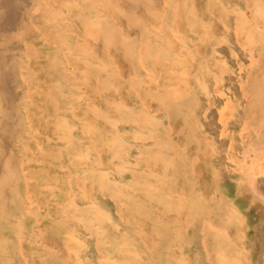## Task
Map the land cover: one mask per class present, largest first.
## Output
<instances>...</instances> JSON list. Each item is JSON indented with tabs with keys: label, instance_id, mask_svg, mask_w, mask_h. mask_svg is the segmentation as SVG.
<instances>
[{
	"label": "rangeland",
	"instance_id": "1",
	"mask_svg": "<svg viewBox=\"0 0 264 264\" xmlns=\"http://www.w3.org/2000/svg\"><path fill=\"white\" fill-rule=\"evenodd\" d=\"M263 24L264 0H0V264H264Z\"/></svg>",
	"mask_w": 264,
	"mask_h": 264
},
{
	"label": "bare ground",
	"instance_id": "2",
	"mask_svg": "<svg viewBox=\"0 0 264 264\" xmlns=\"http://www.w3.org/2000/svg\"><path fill=\"white\" fill-rule=\"evenodd\" d=\"M244 1V0H243ZM105 2V1H104ZM103 2V3H104ZM204 2V1H203ZM249 2V1H248ZM172 3V2H171ZM174 3H176V2H174ZM196 3H198V2H196ZM218 2H216V4H217ZM187 4V3H186ZM241 4V3H240ZM247 4V3H246ZM257 4V3H256ZM255 4V5H256ZM126 5V4H125ZM195 5H197V4H195ZM199 5V4H198ZM244 5V4H243ZM64 6V8H65V10H66V12L68 13L69 12V8L67 7V4L65 3L64 5H62V7ZM169 6H170V4H169ZM253 6V5H252ZM99 7V6H98ZM174 7V6H173ZM181 7H182V4H181ZM248 7V6H247ZM246 7V8H247ZM255 7V6H254ZM107 8V7H106ZM106 8H104V9H106ZM249 8V7H248ZM175 10V9H174ZM203 10V9H202ZM253 10V9H252ZM106 11H108L107 9H106ZM156 11V10H155ZM173 11V10H172ZM250 11H251V9H250ZM168 12V11H167ZM185 12V11H184ZM248 12H249V10H248ZM254 12V11H253ZM170 13V12H169ZM176 13V12H175ZM186 13V12H185ZM213 13V12H212ZM211 13V14H212ZM108 14V13H107ZM160 14V13H159ZM192 14V13H191ZM249 14V13H248ZM209 15V14H208ZM246 15V14H245ZM171 16V15H170ZM174 16V15H173ZM207 16V15H206ZM177 18H179L178 16H176ZM211 17V16H210ZM165 18V17H164ZM247 18V17H246ZM64 19H65V22L66 23H68L69 22V20H70V18L68 17V15L67 14H65L64 15ZM183 19V18H182ZM211 19V18H210ZM92 20V19H91ZM115 20V19H114ZM178 20V19H177ZM233 20V19H232ZM254 20V19H253ZM258 20V19H257ZM118 21V20H117ZM121 21V20H120ZM176 21V20H175ZM174 21V22H175ZM179 21V20H178ZM249 21V20H248ZM91 22V21H90ZM160 22V21H159ZM188 22H190V20H189V18H188ZM210 22V21H209ZM250 22V21H249ZM248 23V22H247ZM258 23V22H257ZM260 23V22H259ZM68 24H70V23H68ZM152 24V23H151ZM174 24H177V23H174ZM249 24V23H248ZM251 24V23H250ZM262 24V23H261ZM155 25V24H154ZM173 25V24H172ZM192 25V24H191ZM214 25V24H213ZM233 25H235V24H233ZM232 25V26H233ZM256 25V24H255ZM264 25V24H263ZM80 27V26H79ZM191 27V26H190ZM249 27H250V25H249ZM173 28V27H172ZM187 28V27H186ZM185 28V29H186ZM58 29V28H57ZM83 29L84 30H89V24L88 23H84L83 22ZM129 29V28H128ZM152 29V28H151ZM217 29V28H216ZM76 30H78V29H76ZM95 30H96V28H95ZM179 30V29H178ZM68 31V30H67ZM72 30H69V32H71ZM191 31H193L192 29H191ZM64 32H66V31H64ZM74 32H76V31H74ZM129 32V31H128ZM155 32H157V31H155ZM161 32V31H160ZM179 32V31H178ZM177 32V33H178ZM224 32V31H223ZM233 32V31H232ZM86 33H87V31H86ZM95 33V32H94ZM172 33V32H171ZM196 33V32H195ZM222 33V32H221ZM239 33V32H238ZM250 33V32H249ZM75 34V33H74ZM80 34V33H79ZM192 34V33H191ZM76 35V34H75ZM81 35H83L84 37H85V35L84 34H81ZM87 36H90V33H89V35L88 34H86ZM171 35V34H170ZM173 35V34H172ZM194 35H196V34H194ZM198 35V34H197ZM251 35V34H250ZM174 36V35H173ZM172 36V37H173ZM79 37V36H78ZM77 37V38H78ZM160 37V36H159ZM178 37V36H177ZM88 38V37H87ZM198 38V37H197ZM90 39V38H89ZM189 39V38H188ZM82 40V39H81ZM85 40V39H84ZM164 40V39H163ZM240 40V39H239ZM83 41V40H82ZM88 41V40H87ZM153 41V40H152ZM183 41V40H182ZM244 41V40H243ZM211 42V41H210ZM236 42V41H235ZM239 42H241V41H239ZM83 43V45H84V42H82ZM154 43H156V42H154ZM187 43V42H186ZM246 43V42H245ZM189 44V43H188ZM196 44V43H195ZM236 44H238V43H236ZM241 44V43H240ZM140 45V44H139ZM177 45V44H176ZM202 45V44H201ZM211 45H213V44H211ZM239 45V44H238ZM195 46H197V45H195ZM204 46V45H203ZM247 46H248V44H247ZM246 46V47H247ZM176 47V46H175ZM241 47V46H240ZM65 48V47H64ZM194 48V47H193ZM203 48V47H202ZM137 49V48H136ZM166 49V48H165ZM182 49V48H181ZM196 49V48H195ZM160 50V49H159ZM176 50V49H175ZM178 50H180V46H179V49ZM203 50V49H202ZM168 51V50H167ZM177 51V50H176ZM250 51H251V49H250ZM88 52V51H87ZM86 52V53H87ZM141 52V51H140ZM154 52V51H153ZM158 52V51H157ZM197 52V51H196ZM203 52V51H202ZM142 53V52H141ZM187 53V52H186ZM189 53V52H188ZM94 54V53H93ZM181 54H182V52H181ZM199 54V53H198ZM247 54H248V52H247ZM91 55V54H90ZM115 55V54H114ZM139 55V54H138ZM141 55V54H140ZM142 55H144V54H142ZM156 55V54H155ZM160 55V54H159ZM190 55V54H189ZM210 55V54H209ZM216 55V54H215ZM103 56V55H102ZM145 56H146V54H145ZM157 56V55H156ZM165 56H168V54L167 55H165ZM174 56V55H173ZM88 57V56H87ZM96 57V56H95ZM104 57V56H103ZM151 57V56H150ZM175 57H177V56H175ZM251 57V56H250ZM64 58V57H63ZM172 58V57H171ZM182 58V57H181ZM222 58V57H221ZM114 59H116V58H114ZM153 59H154V57H153ZM156 59V58H155ZM164 59V58H163ZM177 59V58H176ZM256 59V58H255ZM110 60H113V59H111L110 58ZM117 60V59H116ZM134 60V59H133ZM165 60V59H164ZM163 60V61H164ZM180 60V59H179ZM258 60V59H257ZM168 61H171L172 63H173V61L170 59V60H168ZM99 62V61H98ZM165 62V61H164ZM253 62V61H252ZM85 64H86V62H84ZM171 63V64H172ZM254 63V62H253ZM84 64V65H85ZM140 64V63H139ZM168 64V63H167ZM176 64V63H175ZM79 65V64H78ZM123 65V64H122ZM145 65H146V63H145ZM145 65L143 66L144 68H146L145 67ZM189 65V64H188ZM66 66H68V64L66 65ZM80 66V65H79ZM171 66V65H170ZM75 67V66H74ZM81 67V66H80ZM149 67V66H148ZM183 67V66H182ZM196 67V66H195ZM140 68H141V66H140ZM177 68V67H176ZM70 69V68H69ZM142 69V68H141ZM147 69V68H146ZM152 69L154 70V68L152 67ZM170 69V68H169ZM159 70V69H158ZM173 70V69H172ZM187 70V69H186ZM149 71V70H148ZM151 71V70H150ZM180 71V70H179ZM194 71V70H193ZM80 72H82V71H80ZM153 72V71H152ZM181 72V71H180ZM173 73H174V71H173ZM179 74V76L181 75L183 78H184V76L182 75V72L181 73H178ZM185 74V73H184ZM166 76V75H165ZM169 76L171 77L172 76V74L170 75L169 74ZM179 76L178 77H176L175 76V78H176V81H178L177 79H179ZM180 76V77H181ZM186 76V75H185ZM76 77V76H75ZM164 77V76H163ZM168 77V76H167ZM170 77H168V78H170ZM155 78V77H154ZM172 78H174V77H172ZM182 78V79H183ZM159 80V79H158ZM180 80V79H179ZM195 80V79H194ZM169 81V80H168ZM174 81V80H173ZM92 82V81H91ZM81 83V82H80ZM171 83V82H170ZM177 83H181V81L180 82H177ZM82 84V83H81ZM169 84V83H168ZM213 84V83H212ZM172 85V84H171ZM214 85V84H213ZM176 86V85H175ZM185 87V86H184ZM219 87H220V85H219ZM168 88V87H167ZM171 88H173V87H171L170 86V88H169V91H170V89ZM188 88V87H187ZM178 90H179V88H177ZM213 89V88H212ZM132 90V89H131ZM175 90V89H174ZM215 90V89H214ZM213 90V91H214ZM173 91V90H172ZM217 91V90H216ZM239 91V90H238ZM85 92V90H83V93ZM140 92V91H139ZM174 93L175 92H177V91H173ZM180 92H181V90H180ZM225 92H227V91H225ZM142 92H140V94H141ZM179 93V92H178ZM198 93V92H197ZM212 93V92H211ZM185 94V93H184ZM143 95V94H142ZM183 95V94H182ZM186 95H187V93H186ZM240 95H241V93H240ZM172 96V95H171ZM199 96V95H198ZM98 97V96H97ZM149 97V96H148ZM243 97V96H242ZM246 97H247V95H246ZM247 99V98H246ZM97 101V100H96ZM208 101V100H207ZM90 102V101H89ZM211 102V101H210ZM88 103V102H87ZM146 103V102H145ZM90 103H88V105H89ZM152 104V103H151ZM150 105V104H149ZM153 105V104H152ZM151 106V105H150ZM154 107H156V106H154ZM157 108V107H156ZM155 108V109H156ZM164 109V108H163ZM162 109V110H163ZM84 110V112H85V109H83ZM157 110V109H156ZM204 110H205V108H204ZM215 111V110H214ZM84 112H82V113H84ZM86 113V112H85ZM164 114H166V113H164ZM82 115V114H81ZM258 116V115H257ZM44 117V116H43ZM73 117V116H72ZM262 117V116H261ZM26 118V117H25ZM25 118H24V120H25ZM251 118V117H250ZM256 118V117H255ZM263 118V117H262ZM25 122V121H24ZM84 122V121H83ZM167 122V121H166ZM250 122V121H249ZM258 122V121H257ZM168 125V124H167ZM241 126H242V124H240ZM240 126V127H241ZM247 126V125H246ZM45 127V126H44ZM242 127H244V126H242ZM169 128V127H168ZM248 128V127H247ZM242 129V128H241ZM244 129V128H243ZM110 132V131H109ZM255 132V131H254ZM81 133V132H80ZM84 133V132H83ZM113 133V132H112ZM171 134V133H170ZM44 135H45V133H44ZM242 135V134H241ZM88 137H89V135H87ZM232 136V135H231ZM263 137V136H262ZM180 138V137H179ZM177 139V138H176ZM175 139V140H176ZM262 139V138H261ZM260 139V140H261ZM263 141H264V139H262ZM34 141V140H33ZM52 141V140H51ZM229 141V140H228ZM231 141V140H230ZM38 144V143H37ZM42 144V143H41ZM55 144V143H54ZM90 145V144H89ZM92 145V144H91ZM250 145H251V143H250ZM252 145H253V143H252ZM256 145V144H255ZM257 146V145H256ZM253 147H255L254 145H253ZM258 147V146H257ZM261 147H259V149H260ZM232 149V148H231ZM256 149V148H255ZM95 150V149H94ZM257 150V149H256ZM96 151V150H95ZM95 151H94V153H95ZM252 152H253V149L251 150ZM243 152V151H242ZM244 152L246 153V150L244 149ZM259 152V151H258ZM97 153V156H96V158L98 157V151L96 152ZM244 154V153H243ZM253 154V153H252ZM257 154V153H256ZM259 154V153H258ZM194 155V154H193ZM264 155V154H263ZM32 156V155H31ZM224 156V155H223ZM253 157H255L254 155H252ZM225 157V156H224ZM230 158V157H229ZM234 158V157H233ZM256 158V157H255ZM98 159V158H97ZM96 159V160H97ZM254 159V158H253ZM252 159V160H253ZM258 159V158H257ZM263 159V158H262ZM190 160V159H189ZM195 160V159H194ZM231 160V159H230ZM234 160H235V158H234ZM251 160V159H250ZM35 161V160H34ZM254 161V160H253ZM260 161V160H259ZM21 162V161H20ZM19 162V163H20ZM23 163H24V161H23ZM58 163V162H57ZM87 163V162H86ZM21 164V163H20ZM29 164V163H28ZM62 164V163H61ZM253 164V163H252ZM258 164V163H257ZM35 165V164H34ZM38 165V164H37ZM262 165H263V163H262ZM19 166H21V165H19ZM27 166V165H26ZM40 166V165H39ZM188 166V165H187ZM190 166H191V164H190ZM234 166V165H233ZM257 166V165H256ZM235 167V166H234ZM20 168V167H19ZM52 168V167H51ZM111 168V167H110ZM187 168V167H186ZM48 169V168H47ZM65 169V168H64ZM63 169V170H64ZM189 169V168H188ZM251 169V168H250ZM202 170V169H201ZM200 170V171H201ZM198 171V170H197ZM45 172V171H44ZM67 172V171H66ZM250 172V171H249ZM262 172V171H261ZM61 173V172H60ZM62 173H64V172H62ZM200 173V172H199ZM69 174V173H68ZM202 174V173H201ZM73 175V174H72ZM75 175V174H74ZM242 175V174H241ZM22 176H24V175H22ZM115 176V175H114ZM196 176H198V174L196 175ZM63 177H65V176H63ZM67 177V176H66ZM237 177V176H236ZM248 178V177H247ZM75 179V178H74ZM206 179V178H205ZM257 180V179H256ZM259 180V179H258ZM26 181V180H25ZM38 181V180H37ZM197 181V180H196ZM249 181V180H248ZM30 182V181H29ZM33 182V181H32ZM203 182V181H202ZM205 182V181H204ZM242 182V181H241ZM34 183V182H33ZM38 183H40V182H38ZM38 183H36V184H38ZM179 183V182H178ZM260 183V182H259ZM35 184V183H34ZM47 184V183H46ZM45 184V185H46ZM205 184H206V182H205ZM27 186V185H26ZM26 186H24V188L26 187ZM34 186V185H33ZM77 186V185H76ZM62 187V186H61ZM75 187V186H74ZM68 188V187H67ZM76 189V188H75ZM261 189V188H260ZM263 189V188H262ZM25 190V189H24ZM43 190V189H42ZM54 190V189H53ZM56 190V189H55ZM77 190H79L78 188H77ZM211 190V189H210ZM42 192V191H41ZM52 192V191H51ZM73 192V191H72ZM79 192V191H78ZM80 192H81V190H80ZM25 193V192H24ZM56 193V192H55ZM209 193V192H208ZM89 194V193H88ZM133 194V193H132ZM185 194V193H184ZM71 195V194H70ZM102 195V194H101ZM29 196V195H28ZM72 196V195H71ZM92 197V196H91ZM94 197V196H93ZM102 197H104V196H102ZM46 198V197H45ZM29 199V198H28ZM34 199V198H33ZM37 199H38V197H37ZM36 198H35V201L37 200ZM41 199V198H40ZM50 199V198H49ZM142 199V198H141ZM39 200V199H38ZM52 200V199H51ZM56 200V199H55ZM23 201V200H22ZM218 201V200H217ZM29 202V201H28ZM45 202V201H44ZM58 202V201H57ZM88 202V201H87ZM94 202V201H93ZM112 202V201H111ZM32 203V202H31ZM35 203V202H34ZM38 203V202H37ZM46 203V202H45ZM45 203L43 204L44 206H45ZM59 203V202H58ZM23 203H21V205H22ZM33 204V203H32ZM38 204H40V203H38ZM37 204V205H38ZM48 204H49V202H48ZM53 204V203H52ZM76 204V203H75ZM114 204V203H113ZM29 205V204H28ZM27 205V206H28ZM22 207V206H21ZM35 208H37V207H35ZM39 208V207H38ZM53 208V207H52ZM70 208V207H69ZM72 208H73V206H72ZM41 209V208H40ZM71 209V208H70ZM154 209H155V206H154ZM24 210V209H23ZM42 210V209H41ZM72 210V209H71ZM26 212H28V211H26ZM25 212V213H26ZM69 212V211H68ZM116 212V211H115ZM44 214V213H43ZM66 214V213H65ZM68 215V214H67ZM156 215V214H155ZM73 216V215H72ZM131 216H133L132 214H131ZM18 217V216H17ZM211 217V216H210ZM34 219V218H33ZM38 219V218H37ZM67 219H71V218H67ZM208 219V218H207ZM72 220V219H71ZM44 221V220H43ZM33 224V223H32ZM35 224V223H34ZM36 225V224H35ZM43 225V224H42ZM138 225V224H137ZM141 225V224H140ZM38 226V225H37ZM139 226V225H138ZM208 227V226H207ZM210 227V226H209ZM208 227V228H209ZM212 227V226H211ZM23 230V229H22ZM31 230H33V229H31ZM35 230V229H34ZM38 232V231H37ZM69 232H70V230H69ZM116 232V231H115ZM33 233V232H32ZM39 233V232H38ZM37 233V234H38ZM37 234H35V235H37ZM39 235V234H38ZM41 236V235H40ZM75 236V235H74ZM42 237V236H41ZM95 237V236H94ZM43 238V237H42ZM106 238V237H105ZM140 238V237H139ZM205 238V237H204ZM40 239V238H39ZM38 239V240H39ZM206 239H208V238H206ZM205 239V240H206ZM21 240V239H20ZM19 240V241H20ZM41 240V239H40ZM106 240V239H105ZM201 240H202V237H201ZM42 241V240H41ZM50 241V240H49ZM107 241V240H106ZM142 241V240H141ZM153 241V240H152ZM207 241V240H206ZM44 242V241H43ZM143 242V241H142ZM21 244V243H20ZM23 244V243H22ZM28 245H30V244H28ZM51 246V245H50ZM58 246V245H57ZM60 246V245H59ZM202 246V245H201ZM45 247V246H44ZM21 248V247H20ZM40 248V247H39ZM46 248H48V246L46 247ZM95 248V247H94ZM93 248V249H94ZM51 249V248H50ZM58 249V248H57ZM41 250V249H40ZM46 250V249H45ZM62 250V249H61ZM64 250V249H63ZM204 250V249H203ZM21 251H22V249H21ZM33 251V250H32ZM43 251V250H42ZM53 251V250H52ZM77 251V250H76ZM208 251H209V249H208ZM41 252V251H40ZM56 252V251H55ZM55 252H53V253H55ZM66 252V251H65ZM65 252L63 253V254H65ZM99 252V251H98ZM24 253V252H23ZM43 253H46V252H43ZM52 253V252H51ZM203 253H206V252H203ZM50 254V253H49ZM28 255V254H27ZM34 255V254H33ZM41 255H42V253H41ZM43 255H45L46 256V254H43ZM73 255V254H72ZM99 255H100V253H99ZM29 256V255H28ZM32 256V255H31ZM37 256V255H36ZM36 258V257H35ZM112 258V257H111ZM37 259V258H36ZM84 260V259H83ZM24 262V261H23ZM28 262H30V261H28ZM28 262H27V264H28ZM25 263V262H24Z\"/></svg>",
	"mask_w": 264,
	"mask_h": 264
},
{
	"label": "crops",
	"instance_id": "3",
	"mask_svg": "<svg viewBox=\"0 0 264 264\" xmlns=\"http://www.w3.org/2000/svg\"><path fill=\"white\" fill-rule=\"evenodd\" d=\"M144 52L145 51H143V54H144ZM146 53V52H145ZM147 55H148V53L146 54V56H145V54L143 55V65H145V59L147 58ZM145 62V63H144ZM152 62H153V59L151 60V63L149 62V63H146V67H148V66H150V67H152L153 65H152ZM134 90L136 91L135 93H136V97H138V98H143V96H141L140 95V92H142V90H141V87H139V86H135L134 87ZM140 91V92H139ZM137 95H139V96H137ZM172 95V96H171ZM157 97V99H158V103L159 104H161V105H165V106H167L168 107V105H170L172 102L173 103H175L176 102V98H177V94L176 93H174L173 91H169V89H166L164 92H162L161 93V95H159V96H156ZM131 124L133 125V126H146V122H145V125H144V123H141V122H139V121H137L136 119H132L131 120ZM100 142L98 141V144H99ZM100 178H101V180H100V189H102L105 193H103V195H107V196H109V197H111V198H114V199H116V197H117V194H116V192L113 190V188L115 187V189L117 190V186H116V184H115V182H110L108 179H107V177H105L104 175H101L100 176ZM114 187H113V186ZM88 198V200L90 199L89 197H87ZM116 206H117V204H116ZM141 210H143V209H141ZM84 211H88V212H91V210H90V208H87V209H85ZM118 211V210H117ZM132 211H133V213H134V215L135 216H139L138 217V223L139 224H150V230H157V225L152 221L151 222V220L148 218V216H147V214L144 212V210L143 211H140L139 210V207H134L133 209H132ZM94 215H95V217L97 216V219H98V221L100 222V223H103V221H105V218H104V215L102 214V212L100 211V210H97V209H94ZM118 213L120 214V212L118 211ZM121 215V214H120ZM60 222H62V221H60ZM104 227H106V224H104L103 225ZM112 227H109L108 228V230L111 232L112 231V229H111Z\"/></svg>",
	"mask_w": 264,
	"mask_h": 264
}]
</instances>
